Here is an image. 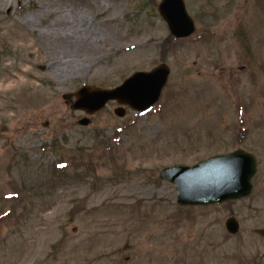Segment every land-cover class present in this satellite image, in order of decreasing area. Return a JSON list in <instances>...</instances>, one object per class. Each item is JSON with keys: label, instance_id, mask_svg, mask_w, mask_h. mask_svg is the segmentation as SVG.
<instances>
[{"label": "rangeland", "instance_id": "1", "mask_svg": "<svg viewBox=\"0 0 264 264\" xmlns=\"http://www.w3.org/2000/svg\"><path fill=\"white\" fill-rule=\"evenodd\" d=\"M160 1L0 0V264H264V0H185L196 31L167 50ZM163 62L151 109L79 124L80 87ZM239 148L246 198L181 206L159 177Z\"/></svg>", "mask_w": 264, "mask_h": 264}, {"label": "water", "instance_id": "2", "mask_svg": "<svg viewBox=\"0 0 264 264\" xmlns=\"http://www.w3.org/2000/svg\"><path fill=\"white\" fill-rule=\"evenodd\" d=\"M158 11L176 38H185L195 32L196 24L187 10L185 0H161ZM169 74L168 64L161 63L150 71L132 73L113 88L83 85L75 92L76 99L71 108L94 115L109 101L116 100L120 106L115 109V113L120 117L126 113L125 106L135 111L148 110L159 100ZM65 98L71 96L66 94ZM90 121L89 117H84L79 122L88 125ZM257 169L256 155L239 148L193 165L166 166L159 176L175 185L180 205H210L250 195ZM225 225L232 234L237 233L241 226L235 216L228 217ZM258 231L264 235V228Z\"/></svg>", "mask_w": 264, "mask_h": 264}, {"label": "trees", "instance_id": "3", "mask_svg": "<svg viewBox=\"0 0 264 264\" xmlns=\"http://www.w3.org/2000/svg\"><path fill=\"white\" fill-rule=\"evenodd\" d=\"M172 39H174V37L172 36V35H170L169 36V38L167 39V41H165L164 42V50L166 49L167 50V48H168V45H169V43H170V41H172ZM71 157H75V159H76V162H78V164H80V165H83V163H85V162H87L88 164H87V169H91V166H92V164H89V160L87 161V156H86V154H84V153H80V154H76V155H72ZM61 158V157H60ZM64 164V162L62 161V158L60 159V161L58 162V164ZM64 168V167H63ZM192 217V216H191Z\"/></svg>", "mask_w": 264, "mask_h": 264}, {"label": "flooded vegetation", "instance_id": "4", "mask_svg": "<svg viewBox=\"0 0 264 264\" xmlns=\"http://www.w3.org/2000/svg\"><path fill=\"white\" fill-rule=\"evenodd\" d=\"M256 232H258V229L256 230ZM259 233V232H258Z\"/></svg>", "mask_w": 264, "mask_h": 264}]
</instances>
